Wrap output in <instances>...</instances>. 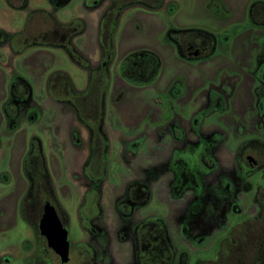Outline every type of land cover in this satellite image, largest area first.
<instances>
[{
  "label": "rangeland",
  "instance_id": "rangeland-1",
  "mask_svg": "<svg viewBox=\"0 0 264 264\" xmlns=\"http://www.w3.org/2000/svg\"><path fill=\"white\" fill-rule=\"evenodd\" d=\"M65 1L0 0V31L7 39L20 33L28 14L37 10L63 24L80 19L85 31L72 45L94 68L100 60L99 20L111 0ZM47 30L35 18L27 35ZM191 30L215 37L211 56L188 61L168 39L172 31ZM137 53L152 54L158 63L154 80L142 85L125 79L122 70L124 60ZM107 69L103 132L108 151L93 233L79 217L90 187L82 171L89 135L47 88L50 77L63 72L82 92L87 72L60 48L33 46L15 53L8 41L0 46V264H34L41 252L49 264H64L23 216L29 188L23 165L34 138L41 144L50 202L67 218L65 264L85 260L82 245L93 250L94 264H138L135 229L156 218L164 223L177 264L214 260L230 234L248 224L253 228L259 214L255 196L264 189V156L242 151L264 146V0H163L156 11L127 8L118 18ZM16 77L29 84L30 97L12 127L4 109ZM251 159L260 167L244 169L242 161ZM187 164L195 178L184 190L178 176L182 168L187 173ZM134 186L148 190L145 204L129 205L127 190ZM126 201L130 209L124 216L119 208ZM158 231L151 227L142 234L146 261L155 256L148 242L158 245ZM157 248L152 252L159 254Z\"/></svg>",
  "mask_w": 264,
  "mask_h": 264
},
{
  "label": "trees",
  "instance_id": "trees-1",
  "mask_svg": "<svg viewBox=\"0 0 264 264\" xmlns=\"http://www.w3.org/2000/svg\"><path fill=\"white\" fill-rule=\"evenodd\" d=\"M59 3L57 4L59 5ZM99 3L100 1L95 6ZM63 5L61 4L60 7ZM162 5L163 0H111L110 6L102 13L99 20L98 47L100 60L94 68L90 67L89 60L84 58L71 43L74 37L81 35L85 30V25L80 19H74L68 24H63L56 20L52 14L37 10L28 14L25 27L20 33L7 39L5 34L0 31V46L8 41L15 53H21L33 46L60 48L74 64L87 72L88 84L86 90L82 92L74 89L69 76L63 72L53 74L48 81L47 88L49 95L55 101L62 102L72 109L77 122L86 129L89 135V156L83 165L82 171L90 187L84 195L83 204L79 210L81 226L89 232H95L92 221L101 214V185L105 176L108 151V142L103 132L104 94L108 86L107 68L113 55V34L118 18L125 9L133 6L156 11ZM35 18H40L46 23L48 30L29 36L27 35L28 26ZM168 39L175 44L180 56L188 61L204 59L211 56L215 51V37L203 31H172L168 34ZM157 68V60L152 54L137 53L124 60L122 70L125 79L136 85H142L145 82L154 80ZM142 78H145V80H142ZM29 97V84L23 78L16 77L11 83L10 101L4 109L7 120L12 127L16 126L20 105L27 102ZM23 167L29 184L22 205L23 216L31 223L37 236L41 239L36 224L43 205L51 200L52 189L45 168L41 144L36 138L31 141L30 150L25 157ZM135 188L139 187L134 186L129 189V196H132ZM142 191L144 200L140 201L139 205L145 204L148 198V190L144 188ZM255 197L259 214L255 224L252 225L253 228H250L249 224L244 227L241 226L240 233L230 234L226 242L220 244L214 260H199L195 264H264V189L258 190ZM119 211L124 216L129 215L127 213L129 210L124 207V204L120 206ZM61 222L63 227L66 228V216ZM151 227H156L159 230L160 236H156L159 239L156 243L158 245L154 247L155 249L158 247L160 253L152 252L154 247L148 242L149 251L155 256L146 261V253L143 248L147 244L144 246L145 241L143 242L144 237H142V234L146 230L149 234ZM164 233V223L157 218L144 221L136 227L138 264H177L174 261L175 250L170 244H166L167 238ZM162 242L165 243L164 247L160 246ZM82 247L84 255L90 257L92 254L90 247ZM147 255H150V253ZM45 256V253L41 252V257L38 256L34 264H49L44 259Z\"/></svg>",
  "mask_w": 264,
  "mask_h": 264
},
{
  "label": "water",
  "instance_id": "water-1",
  "mask_svg": "<svg viewBox=\"0 0 264 264\" xmlns=\"http://www.w3.org/2000/svg\"><path fill=\"white\" fill-rule=\"evenodd\" d=\"M39 235L44 238L46 246L55 253L61 263L69 259V242L66 228L52 204L46 202L42 207V215L37 223Z\"/></svg>",
  "mask_w": 264,
  "mask_h": 264
},
{
  "label": "flooded vegetation",
  "instance_id": "flooded-vegetation-1",
  "mask_svg": "<svg viewBox=\"0 0 264 264\" xmlns=\"http://www.w3.org/2000/svg\"><path fill=\"white\" fill-rule=\"evenodd\" d=\"M243 154H245V153H247V152H249V153H253V154H256V155H263L264 156V146H259L257 149H255L254 148V146L252 147V148H250L249 147V145L248 146H245V148L243 149ZM264 161V160H263ZM242 167L244 168V169H248L249 170V168H250V166H252V165H254V166H258V168L260 167V163L256 160V159H251V160H246V161H242ZM176 172H177V170H176ZM179 174V172H177V174H176V179H177V175ZM179 178V188L180 189H184V190H187V188H189L190 186H189V179H191V177H193L192 179H194L195 178V175L193 174V172H192V170H191V168H190V166H189V164H187V173L185 174V172H184V169L182 168V170H181V172H180V174H179V176H178ZM175 182L176 183H178V180L176 181L175 180ZM178 185V184H177ZM135 187H137V186H135ZM128 191H129V189L127 190V194H126V196H127V201L128 202H130L129 203V205L131 204V205H135V204H137V203H139L140 204V197H141V194L143 193V191H142V188L141 187H139V188H135L134 189V191H133V193H132V196L130 195H128ZM87 192V191H86ZM126 201V203H123L124 205H126V206H128V202ZM50 204H52L50 201H48ZM122 205V204H121ZM120 205V206H121ZM138 205V204H137ZM130 209V207L128 206V210ZM58 214V213H57ZM61 214V216H59V219L60 220H64L63 219V213H60ZM41 215H42V210H41V214H40V217H41ZM40 217H39V219H40ZM39 219H38V221H39ZM96 219V218H95ZM94 219V220H95ZM93 220V221H94ZM92 221V222H93ZM38 223V222H37ZM93 227V226H92ZM36 229H37V225H36ZM38 231V230H37ZM39 234V233H38ZM41 237V236H40ZM41 239L43 240V242L45 243V248H46V250H48L50 253H52L56 258H58L59 259V257L55 254V253H53L50 249H48L47 248V246H46V242H45V240H44V238H42L41 237ZM82 246H85V245H82ZM89 247V246H88ZM44 249V248H43ZM90 250H91V252H92V254H91V256L90 257H87V256H85L84 255V251H82L81 253L82 254H80L81 255V257L82 258H84L85 260L81 263V264H94L95 263V256H94V252H93V250L90 248ZM69 252H70V245H69ZM89 258V259H88ZM69 260V259H68ZM59 261H60V259H59ZM68 262V261H67ZM66 262V263H67ZM65 264V263H64Z\"/></svg>",
  "mask_w": 264,
  "mask_h": 264
},
{
  "label": "crops",
  "instance_id": "crops-1",
  "mask_svg": "<svg viewBox=\"0 0 264 264\" xmlns=\"http://www.w3.org/2000/svg\"><path fill=\"white\" fill-rule=\"evenodd\" d=\"M107 8H108V7L104 8V9L102 10L101 14L104 13V11H105ZM84 31H85V30H84ZM83 33H84V32H83ZM83 33H82V34H83ZM82 34H81V35H82ZM74 38H76V37H74ZM74 38H73V39H74ZM73 39H72V40H73ZM71 43H72V42H71ZM95 45H96V42L93 43L92 50H94ZM98 49H99V47H98Z\"/></svg>",
  "mask_w": 264,
  "mask_h": 264
}]
</instances>
